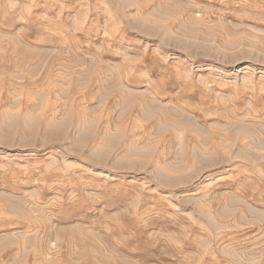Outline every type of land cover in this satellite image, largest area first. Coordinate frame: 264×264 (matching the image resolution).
Here are the masks:
<instances>
[{"label": "rangeland", "instance_id": "374dc122", "mask_svg": "<svg viewBox=\"0 0 264 264\" xmlns=\"http://www.w3.org/2000/svg\"><path fill=\"white\" fill-rule=\"evenodd\" d=\"M0 264H264V0H0Z\"/></svg>", "mask_w": 264, "mask_h": 264}]
</instances>
